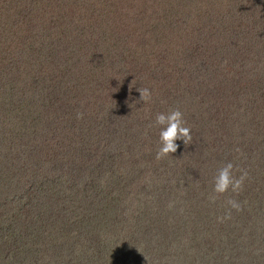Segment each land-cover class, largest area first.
<instances>
[{"label": "trees", "instance_id": "obj_1", "mask_svg": "<svg viewBox=\"0 0 264 264\" xmlns=\"http://www.w3.org/2000/svg\"><path fill=\"white\" fill-rule=\"evenodd\" d=\"M0 264H264V0H0Z\"/></svg>", "mask_w": 264, "mask_h": 264}, {"label": "clouds", "instance_id": "obj_2", "mask_svg": "<svg viewBox=\"0 0 264 264\" xmlns=\"http://www.w3.org/2000/svg\"><path fill=\"white\" fill-rule=\"evenodd\" d=\"M140 94V99L143 103H147L152 99V93L148 88L137 89ZM78 118H82V114H78ZM155 126H162L159 132L158 144L159 148L156 152L155 159L161 160L174 153L177 150V140H183L185 145L190 144L192 136L190 135V128L184 126L183 114L179 109L170 110L167 114H157L154 121ZM234 165L232 162L225 163L213 178V187L208 196L209 203H215L216 200L229 190L238 195L243 190L244 181L248 178V173L245 170H240L239 176L233 173ZM226 205L230 209L236 211L241 210V204L235 199L229 198ZM169 207H172L170 204ZM230 218V212L224 217L218 218L220 220Z\"/></svg>", "mask_w": 264, "mask_h": 264}, {"label": "rangeland", "instance_id": "obj_3", "mask_svg": "<svg viewBox=\"0 0 264 264\" xmlns=\"http://www.w3.org/2000/svg\"><path fill=\"white\" fill-rule=\"evenodd\" d=\"M140 0H135V2H139ZM256 11H257V9H256ZM256 18H257V13H256ZM198 35V34H197ZM259 257H261V256H259ZM261 259V258H260ZM256 260H259V258H257Z\"/></svg>", "mask_w": 264, "mask_h": 264}]
</instances>
